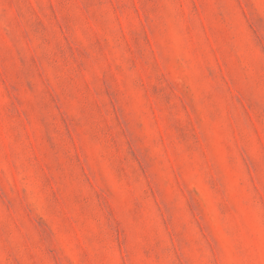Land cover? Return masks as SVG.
Segmentation results:
<instances>
[{
  "label": "rangeland",
  "instance_id": "1",
  "mask_svg": "<svg viewBox=\"0 0 264 264\" xmlns=\"http://www.w3.org/2000/svg\"><path fill=\"white\" fill-rule=\"evenodd\" d=\"M0 264H264V0H0Z\"/></svg>",
  "mask_w": 264,
  "mask_h": 264
}]
</instances>
